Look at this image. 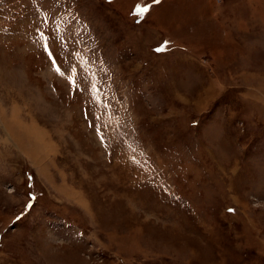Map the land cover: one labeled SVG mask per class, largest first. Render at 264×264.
Returning a JSON list of instances; mask_svg holds the SVG:
<instances>
[{
    "label": "rangeland",
    "instance_id": "obj_1",
    "mask_svg": "<svg viewBox=\"0 0 264 264\" xmlns=\"http://www.w3.org/2000/svg\"><path fill=\"white\" fill-rule=\"evenodd\" d=\"M12 109L0 264H264V0H0Z\"/></svg>",
    "mask_w": 264,
    "mask_h": 264
},
{
    "label": "bare ground",
    "instance_id": "obj_2",
    "mask_svg": "<svg viewBox=\"0 0 264 264\" xmlns=\"http://www.w3.org/2000/svg\"><path fill=\"white\" fill-rule=\"evenodd\" d=\"M7 114L0 110V119L4 122V126H8L9 129L12 131V135H15L14 137L19 141V142H22L24 141L23 139L25 137H21L22 135L23 136H28V139H31L34 144L37 143L35 141V137L37 136V132L35 131V129L30 126L31 128L27 127L23 122L22 120L20 121L19 118H17V112L15 109H12L11 112H10V117H7L6 116ZM40 136V135H38ZM26 142V141H25ZM30 142V141H29ZM40 142V141H39ZM31 143V142H30ZM40 144V143H39ZM38 144V145H39ZM40 146L39 147H35V146H31L30 150H28L29 152H27L28 154H31L32 155V158L35 160L36 157V154L38 151H40ZM34 152V153H32Z\"/></svg>",
    "mask_w": 264,
    "mask_h": 264
},
{
    "label": "snow or ice",
    "instance_id": "obj_3",
    "mask_svg": "<svg viewBox=\"0 0 264 264\" xmlns=\"http://www.w3.org/2000/svg\"><path fill=\"white\" fill-rule=\"evenodd\" d=\"M159 2H160V0H153V3H154V4H155V3H159ZM137 11L140 12V13L147 12V11H148V8H147V7H144V8H138ZM160 50H161L160 48L157 49V51H160ZM230 211H231V210H230Z\"/></svg>",
    "mask_w": 264,
    "mask_h": 264
}]
</instances>
